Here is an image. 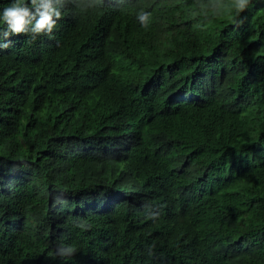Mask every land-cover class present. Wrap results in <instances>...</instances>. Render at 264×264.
Instances as JSON below:
<instances>
[{
	"label": "trees",
	"instance_id": "16d2710c",
	"mask_svg": "<svg viewBox=\"0 0 264 264\" xmlns=\"http://www.w3.org/2000/svg\"><path fill=\"white\" fill-rule=\"evenodd\" d=\"M232 12L98 0L0 31V264H264V0Z\"/></svg>",
	"mask_w": 264,
	"mask_h": 264
},
{
	"label": "clouds",
	"instance_id": "9594fccd",
	"mask_svg": "<svg viewBox=\"0 0 264 264\" xmlns=\"http://www.w3.org/2000/svg\"><path fill=\"white\" fill-rule=\"evenodd\" d=\"M98 0H48L41 3V0H10L7 6L0 7V31L4 35L15 34L17 36L33 33H51L58 27L63 20L64 15L69 20L70 16L77 14L80 4L91 6L93 2ZM253 0H231V8L233 10V18L244 13L250 8ZM43 9V10H41ZM151 13L139 15L138 19L142 25L149 20ZM146 26V25H145ZM8 47V45H4ZM264 55V50L256 54ZM149 96L156 93L155 89L149 87ZM188 100H192V94L187 93ZM76 251L75 246L67 248L68 253ZM59 253L55 251V256Z\"/></svg>",
	"mask_w": 264,
	"mask_h": 264
},
{
	"label": "bare ground",
	"instance_id": "6f19581e",
	"mask_svg": "<svg viewBox=\"0 0 264 264\" xmlns=\"http://www.w3.org/2000/svg\"><path fill=\"white\" fill-rule=\"evenodd\" d=\"M45 2H48V0H44V3ZM116 6H119V5H116ZM43 10V9H42ZM124 16V15H123ZM62 21V20H61ZM60 21V22H61ZM104 28V27H103ZM62 36V35H61ZM157 83V82H156ZM148 92V91H147ZM187 98H189V97H184L183 95H181V97H180V99H179V103L180 102H183V101H186V100H188Z\"/></svg>",
	"mask_w": 264,
	"mask_h": 264
}]
</instances>
